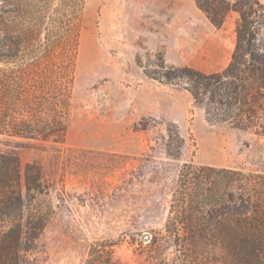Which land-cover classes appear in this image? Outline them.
I'll return each mask as SVG.
<instances>
[{"label":"rangeland","instance_id":"374dc122","mask_svg":"<svg viewBox=\"0 0 264 264\" xmlns=\"http://www.w3.org/2000/svg\"><path fill=\"white\" fill-rule=\"evenodd\" d=\"M17 1L0 0V6ZM237 18L232 13L216 27L196 0H85L65 142L0 134V152L17 155L22 169L42 164L56 209L20 264H83L99 238L118 241L123 264H151L141 242L163 229L184 163L264 170V135L209 123L183 85L145 72L161 71L164 62L224 69ZM143 119L147 129L137 125ZM168 122L187 141L179 158L166 154Z\"/></svg>","mask_w":264,"mask_h":264},{"label":"trees","instance_id":"16d2710c","mask_svg":"<svg viewBox=\"0 0 264 264\" xmlns=\"http://www.w3.org/2000/svg\"><path fill=\"white\" fill-rule=\"evenodd\" d=\"M85 0L57 6L25 0L0 6V134L64 143L73 107L80 19ZM212 24L238 15L228 65L205 72L167 66L146 74L183 85L211 124L264 135V2L196 0ZM137 125L147 129L143 124ZM166 154L179 158L186 138L167 123ZM56 209L41 163L21 167L0 152V264H20ZM141 242L151 264H264V170L259 173L186 162L181 167L163 229ZM117 240L90 244L83 264H123Z\"/></svg>","mask_w":264,"mask_h":264},{"label":"water","instance_id":"95a60500","mask_svg":"<svg viewBox=\"0 0 264 264\" xmlns=\"http://www.w3.org/2000/svg\"><path fill=\"white\" fill-rule=\"evenodd\" d=\"M144 239H145L146 241H148V240H149V235L146 234V235L144 236Z\"/></svg>","mask_w":264,"mask_h":264}]
</instances>
